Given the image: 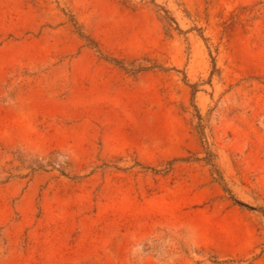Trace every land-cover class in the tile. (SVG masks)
I'll list each match as a JSON object with an SVG mask.
<instances>
[{
    "label": "rangeland",
    "instance_id": "1",
    "mask_svg": "<svg viewBox=\"0 0 264 264\" xmlns=\"http://www.w3.org/2000/svg\"><path fill=\"white\" fill-rule=\"evenodd\" d=\"M0 264H264V0H0Z\"/></svg>",
    "mask_w": 264,
    "mask_h": 264
},
{
    "label": "trees",
    "instance_id": "2",
    "mask_svg": "<svg viewBox=\"0 0 264 264\" xmlns=\"http://www.w3.org/2000/svg\"><path fill=\"white\" fill-rule=\"evenodd\" d=\"M172 18V17H171ZM92 40V44H93V46L95 47V48H98V44H97V42L96 41H94L93 39H91ZM98 51L103 55V53L101 52V50L100 49H98ZM104 56V58H106L107 60H110V61H112V62H118V59H116V58H108V57H105V55H103ZM141 70L142 69H144V67H139ZM195 93V92H194ZM146 168H149V169H152V170H155L153 167H149V166H146ZM227 191H229L228 189H227ZM230 192V191H229ZM231 198L233 199V201L236 203V204H239L240 206H243V207H248V208H253L252 206H250L248 203H246V202H244V201H242V200H240V199H238V198H236V197H234V195H231Z\"/></svg>",
    "mask_w": 264,
    "mask_h": 264
}]
</instances>
